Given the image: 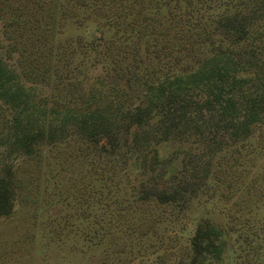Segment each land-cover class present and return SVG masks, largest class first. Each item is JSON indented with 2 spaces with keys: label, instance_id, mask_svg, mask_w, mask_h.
I'll return each instance as SVG.
<instances>
[{
  "label": "rangeland",
  "instance_id": "obj_1",
  "mask_svg": "<svg viewBox=\"0 0 264 264\" xmlns=\"http://www.w3.org/2000/svg\"><path fill=\"white\" fill-rule=\"evenodd\" d=\"M107 5L0 0V57L21 99L13 109L0 99V169L13 188L0 264H264V0ZM230 52L236 94L224 98L256 93L231 115L256 116L246 135L214 133L211 107L194 97L181 107L190 125L173 118L176 102L130 125L143 95ZM14 117L50 123L34 152L11 137ZM84 119L88 139L71 125ZM198 221L226 235L199 258Z\"/></svg>",
  "mask_w": 264,
  "mask_h": 264
},
{
  "label": "trees",
  "instance_id": "obj_2",
  "mask_svg": "<svg viewBox=\"0 0 264 264\" xmlns=\"http://www.w3.org/2000/svg\"><path fill=\"white\" fill-rule=\"evenodd\" d=\"M67 1V0H65ZM80 2H77V7L81 8H91L93 5H99L104 4L105 6H108L109 0H79ZM75 0H71V4L74 3ZM102 2V3H100ZM67 7V6H66ZM93 9V8H92ZM101 16L105 17V14H102ZM111 19V18H110ZM108 18L107 22L109 25L111 24V20ZM231 30V29H228ZM231 33H233L231 31ZM230 56L229 63L220 64V58L218 54H214L208 58L205 61V64L208 65V68H205L203 65L200 66L198 69L194 70V73H190L186 76L181 75H175L174 81L170 83V85L163 84L159 87V89H156V91L153 94L149 95H143L141 97V100L137 103V106L133 107L130 110V113L132 114V117L130 118L129 115L128 118L129 123L131 126L141 125L146 119V117L152 113L154 109H157L158 107H164L165 104L174 102L177 103V107L175 108L178 112V115L175 114L173 118H178L181 120L187 119V125H190L192 122H194L193 117H190L188 114V118L186 117V111L181 108L183 105L188 104L190 99L197 98L198 100H201L204 102L205 106L211 107L210 111L212 112L208 117L215 122V125L211 127L210 129L213 130L214 133H221V134H230L233 133L238 136V132L242 133V135H246L249 132V127L252 123L257 122L258 119L256 116L252 115L249 118H245L240 122H236L235 119L231 117L233 113L237 111V105H241V101H244L246 104L248 102H254L255 101V92H250L249 90L242 92L239 94L240 100H238V103H235L232 96L228 95L226 98H224L223 93L225 89L227 91H231L232 93L236 94V91H232L231 87L233 82L235 81V78L233 76H225L223 73V70L229 71L232 66L233 62L235 60V55L228 53ZM8 65L3 62L2 58L0 57V99L3 100L6 104V106H9L11 109L19 107L21 104L20 95L15 92V89H17V86L15 84H9L12 79V75H14L12 72L10 73L8 70ZM121 74H124L125 71H121ZM127 78H125L126 80ZM209 82L211 83L212 87L206 88L205 83ZM219 81V82H217ZM178 84L176 87L174 84ZM198 83L197 85H194ZM200 83L204 86V90L206 91L205 96L202 97L201 93L196 96V93L200 89ZM225 85L224 90H222V85ZM191 85V88L190 86ZM210 85V84H209ZM182 90L190 91L191 93L195 94H183ZM182 93V94H180ZM225 94V93H224ZM223 99V100H222ZM225 99V100H224ZM225 101L224 106L221 109V112L215 111L214 107L215 105L221 104V102ZM99 104H94L92 111L90 114H94L96 112H101V108H99ZM75 111L76 118L79 115L85 116L88 115L85 112ZM87 111V110H86ZM256 112V111H255ZM257 113V112H256ZM160 114H158L159 116ZM170 116H172L170 114ZM73 116L70 115L69 119H71ZM89 118H91L90 115H88ZM168 118V115H166ZM67 119V117H66ZM89 119H84L81 122L74 121L71 125L74 127V129H78V134L82 133L81 137H85L88 139L87 136H90V129L87 125V121ZM110 122H101L99 126L103 129L109 128L107 132L111 130L109 125L111 123H114V118H110ZM232 122L230 123V121ZM38 120L26 118L23 119L21 117H14L12 119V125L9 127V131H11L12 135L11 137L16 140V142L19 143L20 149L24 153H32L35 151V149L38 147L41 137H43V134L45 131H48L47 128L50 126V123L45 124L44 122H37ZM43 121V120H42ZM51 122V121H50ZM94 131V130H93ZM106 132V133H107ZM211 132V131H209ZM113 134V132H110V134ZM81 135V134H80ZM87 135V136H85ZM215 135V134H214ZM161 198V197H160ZM13 208V188L11 185V182L6 175L4 176L1 173L0 169V216L6 215L11 212ZM226 238L225 233L223 232L222 228L213 225L212 223L208 221H198L196 223L195 233L192 237L191 244L192 248L194 249L195 255L199 258L202 257V255L205 254V252L208 250L209 246H215L214 241L217 239H221V241H224Z\"/></svg>",
  "mask_w": 264,
  "mask_h": 264
}]
</instances>
